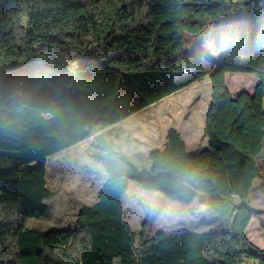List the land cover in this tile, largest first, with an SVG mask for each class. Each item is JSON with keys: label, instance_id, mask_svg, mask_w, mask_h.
<instances>
[{"label": "trees", "instance_id": "1", "mask_svg": "<svg viewBox=\"0 0 264 264\" xmlns=\"http://www.w3.org/2000/svg\"><path fill=\"white\" fill-rule=\"evenodd\" d=\"M244 9L218 60L186 52L199 36ZM228 74L264 80V0H0V264H264L247 237L248 203L262 179L264 85L232 97ZM209 77V148L192 155L178 131L150 170L112 145L97 155L108 177L77 228L41 231L49 212L47 159L105 132ZM130 181L191 205L207 199L226 232L134 233L124 217Z\"/></svg>", "mask_w": 264, "mask_h": 264}, {"label": "rangeland", "instance_id": "2", "mask_svg": "<svg viewBox=\"0 0 264 264\" xmlns=\"http://www.w3.org/2000/svg\"><path fill=\"white\" fill-rule=\"evenodd\" d=\"M247 15L244 9H240L211 25L202 35L187 34L186 52L218 61L225 51L227 33L239 28ZM226 80L234 99L242 93L254 95L257 88L264 85V80L255 74H228ZM211 98L212 85L207 77L109 130L48 158L47 181L53 193L46 201L49 212L42 219H31L28 227L41 231L76 230L82 208L98 201L100 188L108 177L96 158L106 154L104 147L107 144L114 148L117 160L122 162L123 157H129V162L138 170L151 169L149 154L163 150L172 130L183 136L190 154L208 150L206 119ZM10 156L11 152L0 151L1 170L16 169ZM262 174V179L252 188L248 205L254 214L250 235L264 250V158ZM123 205L125 220L136 234L142 231L145 222L149 237L161 231H228L226 225L210 213L207 199L202 195L193 204L183 205L130 181ZM261 226L263 230L258 231Z\"/></svg>", "mask_w": 264, "mask_h": 264}, {"label": "crops", "instance_id": "3", "mask_svg": "<svg viewBox=\"0 0 264 264\" xmlns=\"http://www.w3.org/2000/svg\"><path fill=\"white\" fill-rule=\"evenodd\" d=\"M172 131H176V130H172ZM171 131V132H172ZM170 132V133H171ZM170 133H169V135H170ZM183 137V136H182ZM184 139V138H183ZM168 144H169V137H168V141L166 142V144H165V147L163 148V150L162 151H164L167 147H168ZM151 154V153H150ZM150 154H149V156H150ZM125 158H128V160H131V159H129V157H126L125 156ZM253 211V210H252ZM254 215V214H253ZM253 220H254V218H253ZM252 223H253V221H252ZM251 223V224H252ZM250 227H251V225H250ZM250 227H249V229H248V232H247V237H248V239L254 244V245H256L257 247H259L255 242H254V240H253V237L250 235ZM263 228V226H261V228L260 227H258V231H261V230H263L262 229ZM260 249H262L261 247H259ZM263 250V249H262ZM246 263H248V264H259V262H257V261H254V260H247L246 261Z\"/></svg>", "mask_w": 264, "mask_h": 264}]
</instances>
